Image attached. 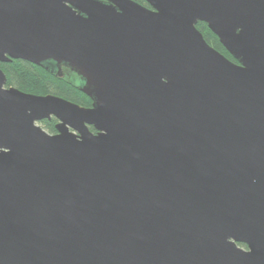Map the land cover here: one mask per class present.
I'll list each match as a JSON object with an SVG mask.
<instances>
[{
    "label": "water",
    "instance_id": "95a60500",
    "mask_svg": "<svg viewBox=\"0 0 264 264\" xmlns=\"http://www.w3.org/2000/svg\"><path fill=\"white\" fill-rule=\"evenodd\" d=\"M144 1L0 0V62L92 102L0 69V264H264V0Z\"/></svg>",
    "mask_w": 264,
    "mask_h": 264
},
{
    "label": "trees",
    "instance_id": "16d2710c",
    "mask_svg": "<svg viewBox=\"0 0 264 264\" xmlns=\"http://www.w3.org/2000/svg\"><path fill=\"white\" fill-rule=\"evenodd\" d=\"M134 1L149 8V5L144 0ZM196 28L201 32L204 40L211 47L230 61L235 62L205 23L198 22ZM0 69L6 76L7 87L12 86L29 94H51L62 97L83 107L91 106L92 102L90 98L79 91L75 74H67V72H63L62 77H59L55 74H51L42 67L19 59H12L9 62H0ZM56 122V119L52 117L49 120L41 121L40 124L47 133L55 134ZM89 129L94 132L92 127H89ZM239 246L245 248V245L243 244H239Z\"/></svg>",
    "mask_w": 264,
    "mask_h": 264
},
{
    "label": "flooded vegetation",
    "instance_id": "af4514ba",
    "mask_svg": "<svg viewBox=\"0 0 264 264\" xmlns=\"http://www.w3.org/2000/svg\"><path fill=\"white\" fill-rule=\"evenodd\" d=\"M134 1V0H133ZM65 70V72H67V74H68V72H70V74H74L73 72H71L70 70H68L67 68H65V67H62V70ZM62 73H63V71H62ZM77 83V86H78V81L76 82Z\"/></svg>",
    "mask_w": 264,
    "mask_h": 264
},
{
    "label": "rangeland",
    "instance_id": "374dc122",
    "mask_svg": "<svg viewBox=\"0 0 264 264\" xmlns=\"http://www.w3.org/2000/svg\"><path fill=\"white\" fill-rule=\"evenodd\" d=\"M63 72H65V70L63 69L62 70ZM70 72H68V74H69ZM75 78H77V81H78V77L75 75ZM39 126H41V124L40 123H37ZM42 127V126H41Z\"/></svg>",
    "mask_w": 264,
    "mask_h": 264
}]
</instances>
